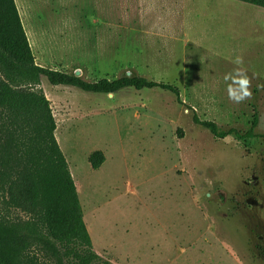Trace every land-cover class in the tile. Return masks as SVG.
Returning a JSON list of instances; mask_svg holds the SVG:
<instances>
[{"label": "rangeland", "instance_id": "obj_1", "mask_svg": "<svg viewBox=\"0 0 264 264\" xmlns=\"http://www.w3.org/2000/svg\"><path fill=\"white\" fill-rule=\"evenodd\" d=\"M24 1L33 3L37 38L61 31L52 44L61 49L33 47L40 65L88 81L142 76L181 91L184 104L161 89L96 94L42 79L95 251L111 264H264V8L210 2L186 43L131 21L95 24L94 0ZM242 77L251 96L237 103L229 87L239 95ZM194 113L240 131L256 113L260 137L218 139ZM97 151L105 161L95 169ZM7 191L14 220H27L24 169H13Z\"/></svg>", "mask_w": 264, "mask_h": 264}, {"label": "trees", "instance_id": "obj_2", "mask_svg": "<svg viewBox=\"0 0 264 264\" xmlns=\"http://www.w3.org/2000/svg\"><path fill=\"white\" fill-rule=\"evenodd\" d=\"M238 1L264 8V0ZM44 77L54 86L96 94L161 89L184 104L181 91L142 76L88 81L76 73L41 66L16 0H0V264H111L94 249L76 182L56 137L57 122L42 87ZM193 120L218 139L260 137L256 113L248 131L223 129L197 113ZM104 161L101 151L91 156L95 169ZM14 168L24 169L29 176V218L25 221L14 220L10 213L7 189Z\"/></svg>", "mask_w": 264, "mask_h": 264}, {"label": "crops", "instance_id": "obj_3", "mask_svg": "<svg viewBox=\"0 0 264 264\" xmlns=\"http://www.w3.org/2000/svg\"><path fill=\"white\" fill-rule=\"evenodd\" d=\"M210 2L216 5L218 0H94L95 14L91 16V20L95 24L106 23L109 26L128 25L131 21L143 28L150 27V31L159 37L168 36L173 40L184 37L183 41L187 43L186 35L192 34L194 29L199 32L202 23H205L202 13L209 10ZM16 3L32 49L38 45L45 50L61 49V46L52 45L62 37L59 36L60 30L43 29L41 37L37 38L32 1L29 7L24 0H16ZM244 6L241 5L238 9L241 12L249 11ZM77 33L85 35V31L78 30ZM36 60L39 64L37 57ZM41 61L43 62V57Z\"/></svg>", "mask_w": 264, "mask_h": 264}, {"label": "clouds", "instance_id": "obj_4", "mask_svg": "<svg viewBox=\"0 0 264 264\" xmlns=\"http://www.w3.org/2000/svg\"><path fill=\"white\" fill-rule=\"evenodd\" d=\"M237 63H240V61H237ZM237 83H239V85L241 86L240 94L237 95L235 91L231 87H229V99L234 100L235 102L239 103L245 98L250 97L251 92L248 91L249 81L246 77H242L240 80L237 81Z\"/></svg>", "mask_w": 264, "mask_h": 264}, {"label": "water", "instance_id": "obj_5", "mask_svg": "<svg viewBox=\"0 0 264 264\" xmlns=\"http://www.w3.org/2000/svg\"><path fill=\"white\" fill-rule=\"evenodd\" d=\"M77 75H78V76L80 75V71L77 72Z\"/></svg>", "mask_w": 264, "mask_h": 264}]
</instances>
